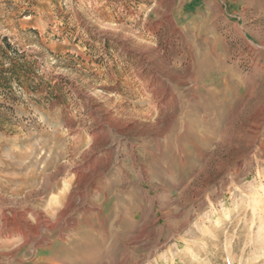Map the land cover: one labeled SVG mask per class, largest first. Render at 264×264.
Instances as JSON below:
<instances>
[{
	"label": "rangeland",
	"instance_id": "rangeland-1",
	"mask_svg": "<svg viewBox=\"0 0 264 264\" xmlns=\"http://www.w3.org/2000/svg\"><path fill=\"white\" fill-rule=\"evenodd\" d=\"M0 264H264V0H0Z\"/></svg>",
	"mask_w": 264,
	"mask_h": 264
},
{
	"label": "trees",
	"instance_id": "trees-1",
	"mask_svg": "<svg viewBox=\"0 0 264 264\" xmlns=\"http://www.w3.org/2000/svg\"><path fill=\"white\" fill-rule=\"evenodd\" d=\"M7 70L9 73L13 74V72L15 70L14 65L9 69H0V87L6 85L8 83V78L6 77V75H4L5 72H7Z\"/></svg>",
	"mask_w": 264,
	"mask_h": 264
}]
</instances>
